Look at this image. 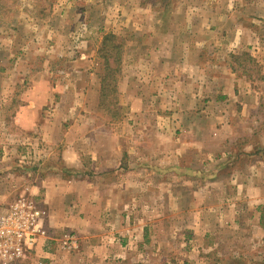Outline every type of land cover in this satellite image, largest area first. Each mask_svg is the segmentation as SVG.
Returning a JSON list of instances; mask_svg holds the SVG:
<instances>
[{
  "label": "crops",
  "instance_id": "obj_1",
  "mask_svg": "<svg viewBox=\"0 0 264 264\" xmlns=\"http://www.w3.org/2000/svg\"><path fill=\"white\" fill-rule=\"evenodd\" d=\"M152 1L124 0L125 4L119 5L128 29H123L119 37L126 42L122 34L131 33L132 36L133 32L134 35L137 34L139 47H152L153 51L159 53L153 55V61H140L143 64V75L131 78L124 74L120 84L123 98L138 102L137 105L133 104V114L147 115L153 111L155 114L169 115L166 120L161 118L154 122L153 129L145 124V133L143 131L140 134L136 132L137 136L133 133L129 135L131 130L126 122L115 129L111 123L109 130L103 127L99 134V123L80 128L81 121L73 122L71 128L77 129L76 132L79 130L81 134L78 135L64 130L63 122L66 118L59 117L60 114H96L98 107L85 105L66 108L58 104L52 105L51 98L56 93L63 94L67 91L64 85L71 77L74 93L83 97L86 92H91L95 98H99L102 84L96 73L98 61L69 62L68 66L73 69L71 74L65 73V77L63 75L56 86L45 61H0V126L7 124V121L1 120V115L12 108L7 107L11 103H2L19 89L21 104L12 105L16 107L10 111L14 114L11 118L13 125L25 135L27 142L35 144L38 141L39 144L45 143L54 149L47 159L53 162V169L45 173L46 177L38 186H31L32 194L42 190L51 224L75 228L80 232H85V226L89 223L95 227H105L109 240H113L115 244L113 250H107L104 255L108 259L107 263H122L141 254L143 258L160 254L158 251L161 247L156 241L159 220H150L148 214L154 209L160 215L162 210L159 205L163 201L166 204L168 200V206L180 214L169 221V241L177 243L181 236L188 240H200L202 234L206 237L203 227L209 232V225L204 224L205 208L195 195L205 191L210 194L212 188H217L213 187L216 183H210L213 164L223 163L217 179L223 192L233 190L251 197L258 191L264 193V181L257 180L259 177L264 179L262 157L255 153L229 154L227 148H224L234 141L232 139L228 143L229 135L235 129L234 122L232 123L234 113L238 114L236 102L242 108L239 115H244L254 111L260 97L255 87L256 79L248 78L234 60L246 52L243 51V38L248 30L242 27L227 30L225 35L232 34L231 45L222 48L216 43L210 46L212 53L218 51L222 58L214 61L215 57L213 55L211 59L209 51V61H203V53L209 43L198 37L202 34L209 38L219 32V27L217 24V29L211 31L209 21L204 19V13L208 10L206 6L196 8L187 4L185 16L200 18L201 21L195 22L194 32L190 29V33L196 37L193 39L195 44L189 47L195 53V61H183L178 56L177 25L172 20L177 17L178 9L171 13L169 20L163 19L167 16L162 11L155 10L150 3ZM200 1L202 0L199 3ZM168 26L169 30L164 33L163 29ZM198 28L200 32L196 30ZM222 33L224 35L223 31ZM248 34L252 35V43H249L247 49L251 51L250 56L256 65L262 67L264 81V37L256 31ZM182 49L188 50V44ZM229 57L233 60H228ZM126 65L129 66L130 62ZM3 67L7 71L5 74ZM17 67L20 72L15 73ZM85 78L89 81V90L87 85H82ZM16 96L17 94L12 96L13 99ZM150 99L155 100L154 103L160 110L150 106ZM220 103H224L223 106L217 107ZM232 105H236L235 108L227 111V107ZM166 125L170 127L166 128ZM118 128L127 129L128 136L117 134L115 130ZM86 130L90 131L85 133ZM236 143L237 140L233 144ZM245 158L249 159L250 164L247 168L240 167L237 163ZM85 160H88L86 165ZM227 165L234 166L230 172L224 173ZM11 187H7V190ZM66 201L67 204L64 205ZM224 222L228 225L237 224L226 217ZM179 226L183 227L182 233L179 232ZM259 228L264 231L261 226ZM91 234L96 235L97 231L92 230ZM97 240L95 237L94 241L98 245ZM132 241H152L154 244L150 249L141 245L140 251L129 253L126 243Z\"/></svg>",
  "mask_w": 264,
  "mask_h": 264
},
{
  "label": "rangeland",
  "instance_id": "obj_2",
  "mask_svg": "<svg viewBox=\"0 0 264 264\" xmlns=\"http://www.w3.org/2000/svg\"><path fill=\"white\" fill-rule=\"evenodd\" d=\"M122 1L119 3L117 0H0V61H45L49 65L48 70L50 69L55 86L63 75L65 77L66 74H71L73 69L68 66L69 62L98 61L96 73L101 84L104 77L107 79L103 96L102 90L99 98H95L91 92L88 94L86 92L83 97L78 96L73 92L71 85L73 82L70 83L73 77H67L68 82L64 85L67 91L63 94L56 93L51 98L52 105L58 104L66 108L97 105L98 112L96 114L88 113L85 115V112L82 114H60L59 117L66 118L63 122L64 130L70 134H81L79 130L76 132L77 129L71 128L73 122L76 121H81L80 128L87 126V124L99 123L98 134L103 127L109 130L111 123L112 128L115 129L126 122L129 126L128 129L131 130L129 135L133 133L134 136H137L140 132L144 131L145 133V124L150 125L149 128L153 129L154 122L161 118L166 120L169 116L160 113L155 114L153 111L147 115L133 114V104L137 105V100L130 101L122 96L120 84L123 75L126 74L131 78L140 77L144 71L140 61H153V55L159 54L157 51H153L152 47L148 49L139 47L136 39L137 34L134 35L133 32L132 36L131 33L122 34L123 38H126V42L119 37L123 29L128 30L125 27L126 19L119 10V5L125 4L124 0ZM187 1L189 2L186 3L185 0H153L150 2L155 10L162 11L163 15L167 16L163 19L169 20L171 13L173 14L178 9L177 17L172 18V20L177 25L180 60L195 61V53L189 47L195 44L193 39L196 37L190 33V29L194 32L195 22L200 23L201 21L200 18L194 19L192 16L191 18L185 16L184 9L187 4L196 8H198L197 6H206L208 10L204 13V19L209 21L208 25L211 26V31L217 29V24L219 27V32L209 36V38L202 34L198 37L209 43V46L205 47L206 52L203 53V61H209V56L212 59L213 55L214 61L222 58L218 51L215 54L212 53L210 46L216 43L218 47L222 48L231 45L232 34L225 35L227 30H233L237 27L248 30L243 38L245 40L243 51L246 52L242 53L241 60L247 64V71L253 73V78L256 79L255 87L260 97L255 109H253L254 111L244 115H239L242 108L240 103L236 102L238 114L234 113L232 123L234 122L235 129L233 134L229 135L228 143L233 141L232 139L237 140V143L233 144V141L224 148H227L229 154L255 153L262 157L264 162L263 69L259 66L258 70L250 65L249 61L255 60L251 58V51L247 49L249 43H252V40L250 41L252 35L248 33L256 31L264 37V0H202L200 3L199 0ZM108 7L109 10H107ZM169 28V26L162 28L163 32L165 33V30H169ZM196 30L200 32V28ZM109 34L116 35V39L112 41L113 44L122 45L119 51L105 43L104 38ZM185 44H188L186 51L182 49ZM208 53H210L209 56ZM118 58L122 62L119 72L110 74L105 69V61L112 62ZM230 59L233 60L229 57L228 60ZM234 60L238 61L237 58ZM128 62H130L129 66L126 65ZM2 69L3 73L7 72L4 67ZM19 69V67L15 68L14 72L17 73ZM82 85H87L88 89L89 81L85 78ZM6 93L10 95L9 92ZM16 94V98L13 99L12 96ZM12 96H8L5 99L6 102L2 103V105L11 103L7 104V107L11 106L12 108L1 115V120L7 121V124L0 126V205L11 204L21 196L28 198L45 215L48 231V237L39 240L36 249L29 257L13 264H264V231L259 228L261 226L263 229L264 224V218H262L264 217V193L258 191L251 197L248 194H238L237 191L233 190L228 193L223 192L217 181L223 163L213 164L211 168L210 183H216L213 187L217 188H212L210 194L205 191L195 195L199 197V202L202 201L203 208H205L204 224L209 225L207 228L209 232H206V227H203V233H207L206 237H203L202 234L200 240H195V238L188 240L185 236H181L177 243L169 241L171 238L169 221L176 219V216L180 214L168 206V200L166 204L163 201L159 205L162 210L160 215L154 209H151V213L148 214L150 220H159L156 241L161 247V250L158 251L160 254L158 256L147 255L148 257L144 258L141 257V254L139 257L131 258L122 263H120L121 261L107 263L108 259L104 258V255L107 250H113L115 244L113 240H109L105 227L101 228L100 225L95 227L89 223L88 226H85V232H80L75 228L51 224L43 202L42 190L37 194H32L31 186H38L41 180L46 177L45 173L53 169V162L47 159L54 149L45 143L41 145L38 141L35 144L27 142L25 135L13 125L11 118L14 114L10 111L16 107L12 105L21 104L19 89L15 90ZM149 101L151 107L160 110L158 105L154 103L155 100L150 99ZM223 104L220 103L217 107H222ZM48 106L51 107V104ZM235 106L227 107V111H229L228 109L233 110ZM169 127L166 125V128ZM89 131L86 130L85 133ZM115 132L119 135L123 134L125 137L128 136L127 129L118 128ZM34 136L36 135L34 134ZM148 136L152 137L150 134ZM130 137L132 138L133 135ZM29 140L31 139L29 138ZM152 149L153 146L151 145L150 151ZM84 163L85 165L88 164V160H85ZM237 164L247 168L250 162L249 159L245 158ZM233 166L227 165L223 172H230ZM257 180L259 182L264 181L262 177ZM9 186L12 187L7 190ZM66 200L68 201L67 197ZM67 201L64 202V205L67 204ZM236 210L237 214H235ZM145 212L148 213L147 210ZM193 212L195 213V210ZM146 213L145 218L147 219ZM225 217L236 221L237 224H226L224 222ZM177 219L181 220L180 218ZM179 229H181L179 232L182 233L183 227L179 226ZM92 230L93 232L97 231V234H91ZM69 235L76 241L75 247L65 246ZM148 235H150V231ZM95 237L99 240H97L98 245L94 241ZM153 244L152 241H132L127 242L126 247L130 253L140 251L141 245L150 249Z\"/></svg>",
  "mask_w": 264,
  "mask_h": 264
},
{
  "label": "built area",
  "instance_id": "obj_3",
  "mask_svg": "<svg viewBox=\"0 0 264 264\" xmlns=\"http://www.w3.org/2000/svg\"><path fill=\"white\" fill-rule=\"evenodd\" d=\"M46 217L26 197L0 205V263L13 264L29 257L40 239L47 238ZM76 246L67 236L65 246Z\"/></svg>",
  "mask_w": 264,
  "mask_h": 264
},
{
  "label": "trees",
  "instance_id": "obj_4",
  "mask_svg": "<svg viewBox=\"0 0 264 264\" xmlns=\"http://www.w3.org/2000/svg\"><path fill=\"white\" fill-rule=\"evenodd\" d=\"M105 43H107V45L113 49H115L116 51H119L121 49V46L120 44H113L112 41H114L116 39V35L114 34H109V35H106L105 36ZM234 57V56H233ZM238 59L237 63L238 65L243 69V73H245L247 75L248 78H253V73H250L247 71L246 67H247V64L241 60L242 57H235ZM251 59V58H249ZM250 62V65L254 66L255 68H257L259 70V66L256 65L255 61H249ZM121 61L120 59H116V61H112V62H109V61H105V69L107 71H109L110 74H117L119 72V67L121 66ZM241 68H239V70H241ZM255 72V71H253ZM106 77L103 78L102 80V96L104 94V89H105V83H106ZM264 218V217H262ZM263 228H264V224H263Z\"/></svg>",
  "mask_w": 264,
  "mask_h": 264
}]
</instances>
